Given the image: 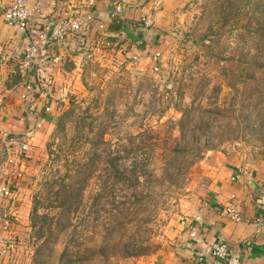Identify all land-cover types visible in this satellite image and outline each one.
Masks as SVG:
<instances>
[{"label":"rangeland","instance_id":"374dc122","mask_svg":"<svg viewBox=\"0 0 264 264\" xmlns=\"http://www.w3.org/2000/svg\"><path fill=\"white\" fill-rule=\"evenodd\" d=\"M135 9L90 62L68 53L31 84L0 62V96L27 128L7 136L26 135L34 168L0 264H156L212 175L264 165V0Z\"/></svg>","mask_w":264,"mask_h":264},{"label":"crops","instance_id":"0c3cea01","mask_svg":"<svg viewBox=\"0 0 264 264\" xmlns=\"http://www.w3.org/2000/svg\"><path fill=\"white\" fill-rule=\"evenodd\" d=\"M12 1L10 0V2ZM36 1L39 0H30L32 3ZM138 1H128L126 17H130L131 13H137L135 8ZM145 2H148V0H145ZM6 3H8L7 0L0 1V5ZM44 3L42 15L35 18L30 25V38L10 28L6 23L5 14L0 11V62L2 68L11 69L15 65H19L25 72L22 64L25 52L31 44V36L39 35L60 17L90 11L99 15L110 37L112 35L117 36L121 32V28L116 26L110 17L113 7L112 0H45ZM141 4L142 2H139V5ZM77 45L79 43L73 40L69 41L65 47L55 48L54 50L47 49L45 52L47 55L44 57L46 60H41V63L36 67V69L39 68V70H35L38 72L37 76L40 77L45 70L58 65V63H52L50 59L52 55L58 56L61 61L66 54L76 53ZM6 54H9L10 57H6ZM11 54L14 56H11ZM0 98L2 97L0 96ZM3 100L5 108L0 119V136L5 140L4 134L23 133L27 128H25V121L15 120L16 117H20L25 112L23 108L19 107V102H13L12 97L9 100ZM39 116L41 117L43 114ZM25 136L24 134L22 141H16L8 135L6 140H14L18 145L25 140ZM8 145L10 144L8 143ZM1 164L2 159L0 158V166ZM26 166L29 170L28 177H30L34 170L31 160H27ZM236 174H239V179L233 181L232 178ZM26 185L22 183L14 203L18 221H21V211L25 214V211L21 209L22 201L20 198L21 195L26 194L25 190L28 189ZM208 186L207 204L195 220L186 224L181 246L157 261L156 264H201V257H209L212 247L219 241L227 242L232 250L230 264H264V165L252 168L229 169L224 174L212 175L208 180ZM233 200L237 201L242 207L244 220L241 223L231 221L224 214V208ZM23 206L25 208L24 203ZM0 233L2 236L7 235L3 232L1 224Z\"/></svg>","mask_w":264,"mask_h":264},{"label":"built area","instance_id":"2783aa9c","mask_svg":"<svg viewBox=\"0 0 264 264\" xmlns=\"http://www.w3.org/2000/svg\"><path fill=\"white\" fill-rule=\"evenodd\" d=\"M44 1L39 0L32 3L30 0H13L5 11L7 25L30 38V25L35 18L42 15ZM112 1L113 7L110 17L114 24L122 29L125 25L126 5L129 0ZM140 19L144 25H149L146 14H142ZM97 34L100 35L99 40L94 38ZM109 39L107 28L101 22L98 14L87 11L60 17L39 35L31 36V44L25 52L22 64L27 83H33L35 79L33 75L37 76L35 68L41 63V60H46L44 57L47 55L45 53L47 49L54 50L65 47L69 41H77L79 43L77 52L81 53L80 59L87 63L94 56L90 54V50L106 49L110 45ZM50 59L54 64L60 61V58L54 55ZM155 70L158 72V67ZM4 108L5 102L0 98V119ZM46 111L49 112L50 109L46 108ZM4 136L5 140L0 136V158L2 159L0 166V224L3 232L7 234L8 230H11L16 222L18 223V216L14 204L11 205V202L16 201L22 183L29 179L26 162L31 158L29 155L30 146L26 140L16 145L14 140H6L7 134ZM238 179L239 174L232 178L233 181ZM224 214L235 223H241L244 220L242 207L234 200L226 205ZM14 242L15 239L11 240V238L2 236L0 233V261L8 256L10 251H13ZM231 256L232 250L228 243L219 241L212 247L209 257H201L200 262L201 264H230Z\"/></svg>","mask_w":264,"mask_h":264}]
</instances>
